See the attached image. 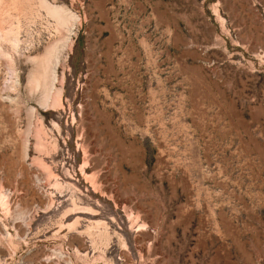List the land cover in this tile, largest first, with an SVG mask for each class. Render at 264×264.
I'll list each match as a JSON object with an SVG mask.
<instances>
[{
  "label": "rangeland",
  "instance_id": "rangeland-1",
  "mask_svg": "<svg viewBox=\"0 0 264 264\" xmlns=\"http://www.w3.org/2000/svg\"><path fill=\"white\" fill-rule=\"evenodd\" d=\"M0 264H264V0H0Z\"/></svg>",
  "mask_w": 264,
  "mask_h": 264
},
{
  "label": "bare ground",
  "instance_id": "bare-ground-1",
  "mask_svg": "<svg viewBox=\"0 0 264 264\" xmlns=\"http://www.w3.org/2000/svg\"><path fill=\"white\" fill-rule=\"evenodd\" d=\"M65 20H66L65 17L64 18L63 17L61 18V21H65Z\"/></svg>",
  "mask_w": 264,
  "mask_h": 264
}]
</instances>
